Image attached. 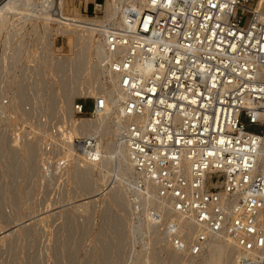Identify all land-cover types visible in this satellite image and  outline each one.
<instances>
[{"label": "built area", "instance_id": "2783aa9c", "mask_svg": "<svg viewBox=\"0 0 264 264\" xmlns=\"http://www.w3.org/2000/svg\"><path fill=\"white\" fill-rule=\"evenodd\" d=\"M106 3L95 2L92 18L68 16L103 20L106 12L102 17L98 13ZM256 4L145 0L141 6L121 1L122 24L120 13L90 29L78 26L71 35L57 33L71 24L42 14L48 33H54L49 41L53 53L31 52V84L25 83L33 90L42 78L56 85L57 78L51 82L46 77L51 69L60 85L64 78L80 76L94 85V92L81 89L71 110L66 106L60 124L52 121L59 113L41 120L55 139L48 152L57 153L63 167L76 164L82 155L103 161L101 135L78 133L77 127L87 114L109 115L110 126L119 127L112 133L133 165L136 191L155 189L171 214L161 219L153 207L157 226L165 227L173 249L193 264L207 254L212 241L222 239L235 249L231 264H264V10ZM245 13L251 14L246 26ZM58 35L74 44L62 56L53 48ZM85 36L90 39L86 46ZM23 49L15 48L11 69L19 67ZM84 53L91 64L80 74L76 59ZM59 63L67 64L65 70ZM113 80L118 86L114 94ZM99 81L106 88L98 87ZM24 91L28 101L35 96L27 86ZM114 101L120 106L115 118L110 115ZM71 128L75 134L67 139ZM68 148L73 155L65 157ZM182 221L195 230L190 238Z\"/></svg>", "mask_w": 264, "mask_h": 264}, {"label": "rangeland", "instance_id": "374dc122", "mask_svg": "<svg viewBox=\"0 0 264 264\" xmlns=\"http://www.w3.org/2000/svg\"><path fill=\"white\" fill-rule=\"evenodd\" d=\"M95 2L107 0H65L64 12L92 18ZM254 3L257 9L259 0ZM106 7L107 3L105 10L98 13L100 17ZM15 8L8 10L7 24L0 30V264H165L166 260V264H172L158 240L165 227L139 228L153 206L144 203L136 192L134 179H121L115 163L97 167L93 173L97 188L90 195L78 189L76 164L63 167L58 154L47 151L51 147L49 142L55 139L41 120L48 121L50 117L54 123H61L60 114L67 106L61 101L63 85L53 69L46 77L51 82L53 77L57 78L56 85L45 83L42 78L33 90L25 82L31 84V52L34 50L38 56L53 53L49 41L54 33H48L42 12H38L40 5L31 12V6L18 1ZM250 19L251 14L245 13L243 25H248ZM88 41L85 36L83 44L86 46ZM20 45L24 46L18 53L22 61L19 67L11 69L15 48ZM53 48L56 56L67 53L69 37L56 36ZM26 86L35 92L29 101ZM87 102L91 109L92 100ZM52 112L59 113L58 117H52ZM85 118L97 117L87 114ZM114 138L111 132L106 139ZM30 147H35L33 154ZM117 186L124 191V204L112 200L111 189Z\"/></svg>", "mask_w": 264, "mask_h": 264}, {"label": "bare ground", "instance_id": "6f19581e", "mask_svg": "<svg viewBox=\"0 0 264 264\" xmlns=\"http://www.w3.org/2000/svg\"><path fill=\"white\" fill-rule=\"evenodd\" d=\"M18 1L24 2L25 4H27L28 7L31 6V12H34L37 9L36 6L38 5V7H39V5H40V8H38L39 11L38 10L37 11L42 12L41 14H45L47 16H51V15L55 16L56 18H54V19L63 25L71 24L70 27L65 25L63 27L58 28L57 33L63 32L65 34H70V35L76 34V28L78 26H84V27H87L88 29H90L91 27L94 26V24L98 25V24H102L103 21L115 20L120 13H121V15H120L121 18L119 19V22L122 24L125 20V11L123 10L122 5H120V2L123 0H112V1L107 0L106 15H105V18L103 20H95V19L90 20L89 19V20H85V21L79 20L78 18L66 15V13L64 12V5H65L64 1L65 0H42L41 3H39V4H37V3L35 4L34 0H2L0 3V30L2 27L6 26V24H7L8 10L14 9L15 5ZM130 2H132L133 4L139 3L142 6V4L145 2V0H130ZM263 6H264V0H259L257 9L258 10H264ZM15 9H17V8H15ZM39 16H40V13H39ZM76 17H79V16H76ZM67 19L70 21H68ZM17 26H18V24H17ZM14 29H16V28H14ZM72 44H73V41L70 38L69 45H72ZM98 50H99V54L101 55L102 50H103V45L100 43L98 45ZM76 61H77L76 62L77 68H78L80 74H82L83 72L88 70L86 68H87V66H89V64H91L90 58L86 53H84L83 55L81 54L80 56H77ZM59 66L61 67V70H65L64 68H66L67 64L63 65V63H59ZM62 85H63V92H64V96H65V103H66L67 107L70 108V110L73 107L74 97L77 94L81 93V89H83L85 86H87V88H89L90 90H92L94 92V85L89 84L87 82L83 83V79H81V76L78 78H70V77L64 78L62 80ZM106 85L107 84L104 81H99L98 87L106 88ZM110 88H111L113 94L115 92H117L118 86H117V83L115 80H113L111 82ZM42 92H43V90H42ZM93 92H91L90 94H94ZM53 94L52 95L55 96L54 92H53ZM119 109H120L119 104H117V101H114V104L111 107L110 115H112V117L115 118L116 115L118 114L117 112ZM110 118L111 117L109 115L101 114L96 119H90V118L83 119L82 121H80V123L77 127V131H79L78 133H82V134L99 133L101 135V141L103 143L102 144L103 154H104L103 161H101V162L90 161L87 158V155L86 156L85 155L79 156L77 161H76L77 162L76 163L77 169H75V171L77 170V177L76 178L78 180L76 178L75 179L77 180L78 189L82 192L87 193V194L89 193L90 195L97 188V179H95L93 176L94 170L97 167L106 168V167L115 163V165L117 164L119 172L121 173V176H122L121 179H125V177L129 181H132L134 179L133 165L128 158L125 146L122 145L121 142H119V140L117 138H115V140H113V141H109L106 139L107 136L112 131L115 133L119 130L118 126H116V128H114V129L110 126V123H109ZM76 123H77V121L74 119L73 125H75ZM75 128H76V126H75ZM74 134H75V132L72 130V128H71V130L65 132L67 139L72 138ZM30 146L32 147L33 145L31 144ZM33 150L35 151V147H34V149H32V154L34 152ZM70 150H71L70 148L66 149L65 157L70 156L71 152L73 155V151H70ZM47 151H49V150H47ZM130 189H131V187H130ZM111 190H112V195H113V196L111 195L113 202L118 204V205L124 204L126 199H125V195H124V191H123L122 187H120V186H117L114 188L112 187ZM139 195L142 197L144 203L152 205L157 211H159V213H162V214H160L161 219L162 218L166 219L171 215L170 211L167 209V205L163 202H160L156 198L155 189H149L145 192H139ZM77 202H79V201H77ZM139 203H140V201H139ZM80 204H82V202ZM86 204L87 203L84 202L82 205L84 206ZM126 205H128V204H126ZM87 206H88V204H87ZM158 221L159 220L156 219L150 211H147V218L142 221L139 228L140 229L146 228L147 230L148 229L149 230H151V229L155 230V228L158 229L159 228L157 226ZM182 229H184L188 233V238H190L195 231L194 228L191 226V224L189 222H186V221L185 222L182 221ZM14 230H15V228H14ZM24 230H23V232H24ZM10 231H11V228H10ZM158 240L162 242V250L168 254L169 259L171 260L172 264H193L191 262V260L187 257V255L180 254L173 249V246H172L170 240L168 239V236L160 233L158 236ZM235 257H236L235 249L229 244V242L227 240H225V239L216 240V241L211 242L207 254H205L196 264H231L234 262ZM145 260H147V259H145ZM166 262H168V261L166 260L165 264H166Z\"/></svg>", "mask_w": 264, "mask_h": 264}]
</instances>
